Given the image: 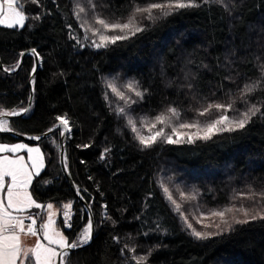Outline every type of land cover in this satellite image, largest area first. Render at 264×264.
<instances>
[{
	"label": "trees",
	"instance_id": "obj_1",
	"mask_svg": "<svg viewBox=\"0 0 264 264\" xmlns=\"http://www.w3.org/2000/svg\"><path fill=\"white\" fill-rule=\"evenodd\" d=\"M150 2L170 0H23L24 27L0 26V111L26 107L33 55L14 70L22 53L34 49L39 66L31 108L8 122L17 133L40 136L56 126L57 117L68 120L65 166L94 223L91 241L72 251L71 264H264V220L197 239L161 187L164 178L182 181L212 206L241 190L264 191V114L208 141H158L150 148L128 124L132 119L139 129L142 117L152 119L169 107L179 110L182 121H208L220 113L201 117L198 110L233 101L230 117L253 102L264 113V91L241 99L244 85L264 71V0H197L199 6L168 16L155 11L159 18L144 19L142 32L103 48L93 45L99 39L77 14L84 7L122 21ZM127 83L143 98L125 89ZM109 84L135 103L119 99ZM60 135L57 130L34 143L44 167L29 190L41 209L28 212L41 218L47 204H70L71 227L60 216L57 225L75 242L88 217L60 167ZM13 141L0 134L1 143Z\"/></svg>",
	"mask_w": 264,
	"mask_h": 264
},
{
	"label": "snow or ice",
	"instance_id": "obj_2",
	"mask_svg": "<svg viewBox=\"0 0 264 264\" xmlns=\"http://www.w3.org/2000/svg\"><path fill=\"white\" fill-rule=\"evenodd\" d=\"M32 3H36L37 0H31ZM204 3H209V0H203ZM214 3H220V0H212ZM199 6L197 0H170L168 3L150 2L147 6L137 7L132 15H130L126 22L121 23L119 20L109 21L100 16H96L95 24L99 25V28L86 27V31L92 33V36H98L99 42L93 40V45L96 48L107 47L109 44H115L117 41L127 40L131 36H135L137 33L142 32L144 29L137 22L138 16H144L148 20H155L159 17L154 15L155 11H159L161 16L171 15L173 10H179L190 7ZM85 8H78L79 13H84ZM26 15L23 8V0H0V25H5L9 28L12 27H24ZM109 32L118 33L114 35H108ZM87 38V37H86ZM35 55V50L33 49ZM15 67H19L17 64ZM14 70V69H11ZM35 71V69H33ZM112 92L119 97V99L128 103H135L130 101V98L126 97L123 92L118 91L116 86L109 84ZM128 90L134 92L136 97L143 98V93L136 88L133 84H128ZM257 90L264 91V71L256 81L246 83L241 89V99L245 96L253 95ZM235 101L231 103H209L206 107L198 110V115L203 117L209 115L213 110L220 114L207 122L201 123L198 120L192 122H186L181 120V114L175 107H169L167 114L157 115L153 121H143L142 123L149 129L148 135H143L141 130H138L135 122L132 119L128 120V124L131 125V130L136 134V138L144 148H150L158 141H162L168 144H180V143H195L197 140L208 141L214 136L224 132H234L244 129L247 124L250 123L252 118L261 112V108L257 106V103L253 102L246 110L240 112L238 117H230L226 115L227 112L232 111ZM24 112L29 111L25 108ZM124 108L119 109V113H124ZM19 112L12 111H0V116H16ZM170 114V115H169ZM178 121L173 123L172 119ZM60 125L64 127L66 131H71L68 126V120L65 117H57ZM160 124L164 127L156 128V125ZM165 127L171 128V133L165 132ZM155 129V130H154ZM195 131H182L191 130ZM11 130L9 122L5 119H0V132H7ZM52 131V129H49ZM176 139H173V137ZM187 139H184V138ZM32 139H40V137H32ZM20 150H26L28 153V160L31 161V168L35 169V174L39 175L41 168L43 167V155L41 154L39 147H28L25 144H16L12 147L7 145H0V152L16 153ZM10 177L11 184L7 188V202L0 199V264H71L70 257L72 250H75L84 244H87L91 239L92 223L89 222L88 227L84 230L81 237L75 242H70L65 235L54 228L55 221L52 216L49 215L48 222L42 224L41 231L43 233V239L47 241V245L37 242L34 247L25 248L22 240L23 235L37 236V229L35 227L36 220L33 219L30 224L25 226L24 218L12 215V212H21L27 208L36 207L40 208L41 205L36 203L31 194L28 191L29 185L32 182L33 172L29 170V165L25 163L24 157H18L17 159H10L8 156L0 158V190L4 188V178ZM164 192L167 194L169 201L175 205L176 210L180 211V204L173 199L172 194L167 187H164ZM257 193L249 190V193L242 194L241 198L254 200ZM195 199V196L190 197ZM260 198L264 200V192L260 193ZM181 199H184L183 193H181ZM49 209L52 207L48 205ZM66 209H70L71 205H65ZM12 210V211H9ZM233 211L241 212L245 219H237L235 215L231 217V220L226 219V215ZM68 217V212L64 213ZM182 218L189 229L192 230V235L197 239H207L209 236L216 234L219 235L223 231H230L233 228V224H246L251 220L257 218L264 220V208L257 212L255 210L250 212L245 208L233 209L231 207L225 208L222 211H210L205 216L203 213L201 217L196 218L197 223H202L203 219H209L210 223L203 224L204 228L215 226L218 231L216 233H210L207 231H197L192 227V224L188 223L187 217L181 212ZM219 218L220 223H215L211 218ZM67 227H71L70 224L65 221ZM223 225V228L221 227ZM55 245L56 247H52ZM143 260V258H141Z\"/></svg>",
	"mask_w": 264,
	"mask_h": 264
},
{
	"label": "rangeland",
	"instance_id": "obj_3",
	"mask_svg": "<svg viewBox=\"0 0 264 264\" xmlns=\"http://www.w3.org/2000/svg\"><path fill=\"white\" fill-rule=\"evenodd\" d=\"M89 11L90 10H88V11L85 10L84 13H80V20H82V24H83L84 28L85 29H86V27L99 28L100 26L95 24V19H94L97 16L96 12L95 11L89 12ZM154 15H156V13H154ZM128 17H126L124 20H122L120 22L121 23L126 22ZM104 19L109 20V21H114L112 18H104ZM144 19H146L144 16H138L137 17V22L140 24ZM0 26H5V25H0ZM5 27H7V26H5ZM16 27L20 28L19 26H16ZM89 33H91V32H89ZM96 37L98 39V36H96ZM128 84L129 83H127L125 85L126 86L125 89H127V90H128ZM118 91L123 92L126 97H129V95L127 93H125L124 91H122L120 89H118ZM164 114H167V111H165ZM154 118L150 119L148 117H142L140 119L141 127L138 130H141V133L143 135H145V136L148 135L149 134V129L142 122L143 121H153ZM192 121H189V122H192ZM172 122L174 124L178 123V121H176L174 118L172 119ZM204 122H207V121H202L201 123H204ZM161 127H164V126L160 125V124L156 125L157 129L161 128ZM164 130L167 133H171V128L165 127ZM182 131H195V129L182 130ZM173 139H176V137L174 136ZM184 139H187V138L185 137ZM16 144H25L28 147H33V148L39 147L38 145L29 144V143H26V142H23V141H19V140H16V141H13V142H5V143H1L0 142V145H7L8 147H12V146H14ZM40 151H41V149H40ZM41 154H42V151H41ZM3 156H8L10 159H17L18 157H21V156L24 157L25 163L29 165V170L33 172V177L36 176L35 169L31 168V161L28 160V153H27L26 150H20L19 152H16V153L0 152V158H2ZM43 167H44V160H43ZM43 167L41 168V170L43 169ZM33 177H32V179H33ZM10 184H11V178L10 177H5L4 178V188H3V190H0V199H3L5 201V203L7 202V188H8V186ZM29 187H30V185H29ZM161 187H162V189H164V187H167L169 189V192L172 194L173 199H175L176 202L178 204H180V206H181L180 207V211H177V210L176 211H177L178 215L180 216V218L183 220L185 226L187 227V225L185 223V220L181 216V212L184 214L185 217H187L188 223L192 224V227L195 228L197 231H207V232H210V233H216L218 231V229H216L215 226L209 227V228H204L203 227V224L210 223L209 219H203L202 223H197V219L196 218L201 217L202 213L206 216L207 213L210 212V211H222L225 208L231 207L233 209L245 208L251 214L253 210L259 212V211H261L262 208H264V206L260 205L261 203L264 202V200H262L260 198V193H257V195H256L254 200L241 198L242 194H244V195L248 194L249 190H241V191H239V192H237L235 194L234 198H230L228 202H225L222 205H213L212 206V205H208L205 202H203V200L199 196V192L197 191L196 188H194L192 186H188V185L186 186L182 181H177V180L175 181V180H173V178H164L163 180H161ZM28 191L30 193L29 188H28ZM262 192H264V191H262ZM181 193H183L184 199H181ZM165 195L167 197L166 193H165ZM192 196H195V199H191L190 197H192ZM171 204H172V202H171ZM48 205H51L52 207L49 209ZM65 205H69V204H65ZM65 205H63L61 207V209H59L54 204H47L44 207V209H42V212H43L42 224L47 223L48 222V217H49V215H51L52 219L55 221L54 228L56 230L62 232L61 227H59L57 225V220H58V217L60 216L62 221H63V226L67 227L66 224H65V221H67V223H68L69 215H68V217H66L64 215V213L67 211L68 214H69L70 213V209H66ZM172 206H174V209H176L175 205L172 204ZM33 209L40 210L41 208H36V207L33 206V207L27 208V209H25V210H23L21 212L30 211V210H33ZM9 211H12V210H9ZM14 214H15V212L13 211L12 215H14ZM233 215H235L237 217V219H245V217L243 216V214L241 212H236V211L228 213L226 215V219L231 220V217ZM211 219L214 220L215 223H220V220H219L218 217L217 218H211ZM249 220H250V218H249ZM234 225H236V224H233V226ZM221 227L223 228V225H221ZM189 231L192 233L191 229H189ZM40 232H42V231H40ZM41 234H43V233H41ZM214 235H216V234H213L211 236H214ZM211 236H209V237H211ZM34 239H35V241H34L35 243L32 245V247H34L37 242H40V243L44 242L43 244H45V245L47 244V241L43 239V235H42V238L36 236V238H34Z\"/></svg>",
	"mask_w": 264,
	"mask_h": 264
},
{
	"label": "water",
	"instance_id": "obj_4",
	"mask_svg": "<svg viewBox=\"0 0 264 264\" xmlns=\"http://www.w3.org/2000/svg\"><path fill=\"white\" fill-rule=\"evenodd\" d=\"M28 53L32 54L33 57H34V69H35V71H32L30 79L28 81L29 99H28V102H27V105H26L25 108L30 110L31 105H32V98H33L32 81H33L35 72H36V70H37V68L39 66V57H38L36 51H35L36 54L35 55L33 54V49L27 50V51L23 52L22 55H21V58H20L19 63H18L19 67L21 66V63L23 61L24 56L26 54H28ZM19 67H16V69L14 71L18 70ZM0 68L3 69L2 66H1V63H0ZM14 71H10L8 73H12ZM23 110L19 111V113H20L19 115L6 116V117L5 116H0V119H5V120L9 121V120H13V119L22 117L28 112V111L24 112ZM51 129H52V131L48 130V131H46L45 133H43L42 135H40L38 137H40V139H43V138H46V137L50 136L51 134H53L57 130L61 131L60 146H59V164H60V167H61V169H62V171H63V173H64V175L66 177V180H67V182H68V184L70 186V189L72 190L74 195L78 198L79 202L81 203L82 207L84 208L85 212L87 213L88 224H89V222L92 223V233H91V239H92L94 223H93V218L91 216L89 207L86 204V202L78 196V194L76 192V189H75V186H74V184L72 182V179H71V177H70V175H69V173H68V171L66 169V166H65V146H66V140H67L68 131H66L64 129V127L62 125H60V122H58L56 124V126H54ZM0 134L9 135V136L13 137L16 140L23 141V142H26V143H29V144H34V143H36V142H38L40 140V139H38V140L32 139V137H37V136H29V135L20 134V133H17L15 131H13V130H9L7 132H0ZM91 239L89 240V242L91 241ZM84 245H86V244H84ZM83 246H81V247H83ZM81 247H79V248H81ZM79 248H77V249H79ZM77 249H75V250H77Z\"/></svg>",
	"mask_w": 264,
	"mask_h": 264
},
{
	"label": "built area",
	"instance_id": "obj_5",
	"mask_svg": "<svg viewBox=\"0 0 264 264\" xmlns=\"http://www.w3.org/2000/svg\"><path fill=\"white\" fill-rule=\"evenodd\" d=\"M19 217H22L24 218V224L25 226H27L28 224H30L32 222L33 219L36 220V229H37V233L39 232L40 230V224H41V221H40V217L37 213H34V212H25V213H22L20 215H17Z\"/></svg>",
	"mask_w": 264,
	"mask_h": 264
},
{
	"label": "crops",
	"instance_id": "obj_6",
	"mask_svg": "<svg viewBox=\"0 0 264 264\" xmlns=\"http://www.w3.org/2000/svg\"><path fill=\"white\" fill-rule=\"evenodd\" d=\"M25 212H28V211H25ZM22 213H24V212H15V216H17V215H19V214H22ZM41 226H42V217H41V224H40V229H41ZM41 230H39V232L37 233V236L38 237H41L42 238V235L43 234H41L42 232H40ZM34 238H36V236L34 237V236H31V235H23L22 234V240H23V244H24V247L25 248H31L32 247V245L35 243L34 241H35V239ZM37 240V239H36ZM44 243V242H43ZM47 245V244H46ZM52 247H56L55 245H52Z\"/></svg>",
	"mask_w": 264,
	"mask_h": 264
}]
</instances>
